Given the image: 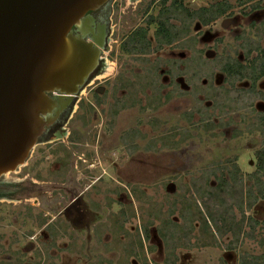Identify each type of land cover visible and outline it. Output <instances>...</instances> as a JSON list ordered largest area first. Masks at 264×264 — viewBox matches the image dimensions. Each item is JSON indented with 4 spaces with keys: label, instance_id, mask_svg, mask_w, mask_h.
Instances as JSON below:
<instances>
[{
    "label": "rangeland",
    "instance_id": "obj_1",
    "mask_svg": "<svg viewBox=\"0 0 264 264\" xmlns=\"http://www.w3.org/2000/svg\"><path fill=\"white\" fill-rule=\"evenodd\" d=\"M216 1L203 0L200 5ZM129 5L116 13L109 43L113 52L105 60V72L98 82L101 88H114L116 94L119 91L118 103L108 105L115 98L105 96L98 98L105 103L94 108L89 104L94 98L85 97L62 137L66 140L70 132L79 145L70 151L60 179L52 165L57 160L56 144L38 145L32 153L30 164L40 160L34 172L46 174L47 181L67 179L64 187H76L78 192L75 207L64 190L62 198L46 195L45 210L52 215L47 216L46 223L53 217L58 220L45 232L39 228L35 231L36 226L29 224L26 229L35 234L32 244L47 247L45 264H165L161 231L166 230L176 232L184 241L177 249L178 264H240L242 256H254L264 264V201L246 213L259 223L252 232L253 239L245 238L235 245L230 244L233 238L228 235L218 243L202 246L197 240L206 242L209 236L199 232V222L189 220V224L184 210L191 202L197 206L202 203L197 189L206 188V183L215 186L224 168L228 179L226 170H234V162L243 177L238 176L236 185L242 181L251 185L248 177L256 170V153L264 148V128L258 119L264 102L245 91L247 82L229 88L230 81H225L220 70L223 60L209 59L235 53L240 56L246 52L240 49L245 46L241 45L244 38L250 42L261 38L258 45L264 48V27L257 29L250 18L239 15L231 30L216 25L205 41L209 31L203 29L193 51L203 52V59L189 62L187 70L178 75L172 66L178 58L172 57L173 49L165 48L157 59L126 55L120 50L123 38L138 24L135 8ZM194 31L195 25L192 36ZM261 83L264 85V78ZM112 107L117 111L114 128L102 130L103 122L110 124ZM92 126L99 128L89 137ZM131 129L138 132L132 141L139 149L136 151H129L122 143V136ZM227 198L236 200L233 195ZM53 228L56 233L49 231ZM189 228L193 230L188 233ZM184 230L186 234L178 233ZM189 244L192 247L188 248ZM3 254L11 253H0V260Z\"/></svg>",
    "mask_w": 264,
    "mask_h": 264
},
{
    "label": "flooded vegetation",
    "instance_id": "obj_2",
    "mask_svg": "<svg viewBox=\"0 0 264 264\" xmlns=\"http://www.w3.org/2000/svg\"><path fill=\"white\" fill-rule=\"evenodd\" d=\"M128 2L130 4L129 6L135 8L138 24L132 32L123 38L120 50L124 44H129L133 35L138 41L139 51L137 53H127L123 51L126 55L143 57V59H151V57L156 56L154 59H157L161 55V51L165 48L173 49L172 57L178 58L173 60L177 62H174L172 66L173 70H176L178 75L187 70L189 62L195 59H203V52H193L195 50V45L198 44V35L203 29H208L209 31L204 37L205 41L211 38L212 32L210 29L221 24L224 30H231L238 17L250 18V24L255 28L260 27L262 30L264 27V0H236L235 2L231 0H218L215 3L207 5H200L203 0H109L108 3L99 10L89 13L94 22L85 30L88 34L86 40L100 48L102 53L99 65L87 80L82 91L72 102L69 109L62 114L54 127L48 129L47 133L38 144L45 147L56 144L57 147L55 150L57 160L54 161L52 165L55 166V173L58 174L59 179L62 176L60 173H62L63 169L68 165L70 151L75 145H79V143H74L73 140L75 138L70 132L66 140L62 139V137L66 135V127L74 119L75 115L78 114L79 110H81V105L85 97L89 96L94 98L93 101H89V104L94 108L101 107L105 103L104 101L101 102L98 100V98L105 96L115 98V100H112L108 105L111 103L112 105L118 103L117 95L119 91L116 94L114 88L111 91L106 88H101L98 82L100 81L99 77L105 72V60H109L113 52L109 43L111 37L114 36L113 26H116L114 23L116 13L121 6L126 7ZM237 9H240L241 12L238 13ZM255 23L257 24L256 26ZM192 24L195 25L193 36L191 35ZM74 33L81 34V31L74 28ZM262 33L264 38V28ZM244 39L241 45L245 46L240 47V49L246 50V52L240 53V56L236 53L233 55H224V58L216 55L209 60L213 62L215 60H223V66L220 70L225 76V81L226 79L230 81L231 85L229 88H238L236 84L247 82V84H245L248 85V88L245 91L253 98H256V100L264 102V90L262 89L264 85L261 83V80L264 78V48H260L258 45L260 42L259 39L261 38L251 40V42L250 40H246V38ZM254 41H257V43L255 47H252L251 43L254 44ZM101 42L103 43L102 47L100 46ZM143 44H145V46ZM174 48H180V50L176 52ZM105 55H108V57L105 58ZM111 64L113 65L114 63ZM228 65L234 66V72L231 73V78L227 72L223 71ZM169 70H171V68ZM258 88L261 89V91H259ZM123 92L124 94L126 93L125 90ZM112 110L110 124L108 125L103 122L100 129L103 130V128H107L108 131L113 130L114 127L112 123H114L116 119L117 111L114 108ZM262 117H264V112L258 114V119ZM261 124L262 128H264L262 121H260V125ZM98 128V126H92L88 136L90 137L95 134ZM99 133L96 132L98 135ZM122 137V143L125 147H129V151L139 150L136 143H132V141H135L138 137L137 130L131 129L130 132L125 133ZM125 149L127 150V148ZM33 158L34 156L31 155L24 167L0 178V253H11L3 254L0 264H45L43 257H45L44 253L47 247L41 244H32L31 240H33L35 236L34 231H30L26 228L32 223L36 226L34 229L35 231L39 228V231L45 232L51 225L55 226L54 223L57 222L58 217H53L52 220L46 223L47 216H52L50 213L47 214L45 210L46 195L49 196L50 199H54L55 195L62 198L61 193L64 190L65 193L70 196V204L73 207L78 203V192L76 187H70L71 189L64 187L65 183H67V179L47 181L46 174L37 171L34 172V169H36L34 167L40 160L35 159L34 164H30ZM232 165L234 166V170L231 171L238 169L240 172V168L236 165V162ZM225 169L226 168L221 172H225ZM231 171L226 170V174L228 175ZM239 178L243 179L240 175ZM100 180L101 177H99L95 183ZM64 199L66 200V198ZM59 203L61 208V202ZM72 209L71 207V210ZM249 212L246 210V217H251L255 220L251 215L247 216L246 213ZM235 215L237 221L243 218V214L238 211H236ZM247 228L250 231V228ZM49 231L56 233L57 230L53 228L49 229ZM29 260H31V262Z\"/></svg>",
    "mask_w": 264,
    "mask_h": 264
},
{
    "label": "water",
    "instance_id": "obj_3",
    "mask_svg": "<svg viewBox=\"0 0 264 264\" xmlns=\"http://www.w3.org/2000/svg\"><path fill=\"white\" fill-rule=\"evenodd\" d=\"M108 1L0 0V178L27 164L98 67L85 30Z\"/></svg>",
    "mask_w": 264,
    "mask_h": 264
},
{
    "label": "trees",
    "instance_id": "obj_4",
    "mask_svg": "<svg viewBox=\"0 0 264 264\" xmlns=\"http://www.w3.org/2000/svg\"><path fill=\"white\" fill-rule=\"evenodd\" d=\"M142 44V42H141ZM145 46V44H143ZM122 51L127 53H137L139 51V44L135 36L133 35L129 44H124L122 46ZM223 71L227 72L231 78V73L234 72V66L228 65ZM254 89V88H253ZM264 125V117L259 119ZM262 128V124H261ZM239 170H235L228 173L229 179L224 177V172L218 177L215 186H208L206 183V188L200 187L197 189V193L202 199V203L198 206L196 202H191L184 209L187 210V216L185 219L193 220L199 222V232L204 235L209 236V240L202 242V246L212 244L213 242H219L221 239H224L228 235H231L232 242L231 245L238 244L241 240L245 238H252L255 228L259 225L256 220H253L251 217L247 218L245 215L246 210L251 211L260 201H264V148L257 152V165L256 170L253 174L249 175L248 180L251 182L250 186L242 181V184L238 187L236 181L240 180L238 178ZM253 183V184H252ZM208 188V189H207ZM233 195L236 200H228L227 196L231 197ZM193 211V212H192ZM236 211L243 214V218L240 221L236 220ZM249 227L250 231H246V228ZM193 229H188L191 231ZM161 231V237L164 241V246L166 247V260L165 264H178L179 258L177 257L178 247H182L183 239L177 235L176 232L169 233V231ZM186 230L178 231L182 235L186 234ZM171 235L172 237L166 239V236ZM145 236L149 239V233L146 230ZM172 244H170V242ZM173 247L171 248V246ZM196 245L194 243L192 246ZM229 246L230 250H233L232 246ZM189 244L188 248L192 247ZM254 256H242L240 264H261ZM264 259V256L262 257Z\"/></svg>",
    "mask_w": 264,
    "mask_h": 264
}]
</instances>
